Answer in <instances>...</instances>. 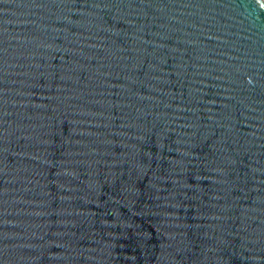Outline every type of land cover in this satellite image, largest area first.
<instances>
[{
  "label": "water",
  "instance_id": "95a60500",
  "mask_svg": "<svg viewBox=\"0 0 264 264\" xmlns=\"http://www.w3.org/2000/svg\"><path fill=\"white\" fill-rule=\"evenodd\" d=\"M0 264H264L261 0H0Z\"/></svg>",
  "mask_w": 264,
  "mask_h": 264
},
{
  "label": "built area",
  "instance_id": "2783aa9c",
  "mask_svg": "<svg viewBox=\"0 0 264 264\" xmlns=\"http://www.w3.org/2000/svg\"><path fill=\"white\" fill-rule=\"evenodd\" d=\"M262 2H263V4H264V0H261Z\"/></svg>",
  "mask_w": 264,
  "mask_h": 264
}]
</instances>
